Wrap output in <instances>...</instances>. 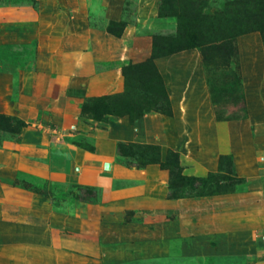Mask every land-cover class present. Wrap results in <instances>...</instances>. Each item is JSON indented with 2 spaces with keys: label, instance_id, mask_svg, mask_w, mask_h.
<instances>
[{
  "label": "rangeland",
  "instance_id": "374dc122",
  "mask_svg": "<svg viewBox=\"0 0 264 264\" xmlns=\"http://www.w3.org/2000/svg\"><path fill=\"white\" fill-rule=\"evenodd\" d=\"M160 4L178 0H0V114L26 123L0 129V264H264V41L166 53ZM110 142L80 182L74 151ZM117 143L177 168L128 167L140 148Z\"/></svg>",
  "mask_w": 264,
  "mask_h": 264
},
{
  "label": "trees",
  "instance_id": "16d2710c",
  "mask_svg": "<svg viewBox=\"0 0 264 264\" xmlns=\"http://www.w3.org/2000/svg\"><path fill=\"white\" fill-rule=\"evenodd\" d=\"M162 1L163 3H169V0ZM201 1L178 0L176 6L171 4H164L166 6H163V4L159 5L158 10L161 16H172L177 22V45L171 46L166 53L199 47L202 54H204V49L202 48L206 47V44H209V48H213L217 42H227L235 35L245 33V31L259 32L264 41V0H231L225 2L222 10H214L211 13L201 12L200 7L197 8L199 4L201 5ZM110 24L113 23L110 22ZM106 30L118 36L122 28L113 29L108 26ZM152 38L155 39L157 37L152 36ZM93 109L90 108V111L97 113L98 108L94 107ZM98 113L93 117L94 119L100 118ZM11 122L13 126H10ZM25 125L24 121L15 116L0 114V129L4 128L14 132L16 135L15 140L19 138L20 131ZM116 146L118 154H123L127 146L140 148L137 154L130 155L134 161L126 162L128 167L155 163L160 166L171 167L172 170L177 168L178 152L176 151L171 152L173 156L171 161L167 157V159L162 161L159 155L160 147L154 144L117 143ZM87 192L89 190H85V193Z\"/></svg>",
  "mask_w": 264,
  "mask_h": 264
},
{
  "label": "crops",
  "instance_id": "0c3cea01",
  "mask_svg": "<svg viewBox=\"0 0 264 264\" xmlns=\"http://www.w3.org/2000/svg\"><path fill=\"white\" fill-rule=\"evenodd\" d=\"M195 86L198 87V89L203 92H205L206 87L203 88L202 86H204L203 84H196ZM195 112L197 111V107L194 108ZM75 117H73L72 115L70 116H66V118H64V114L59 118L60 123H64V124H68L67 126H74V124L72 123V121L74 120ZM115 144L114 142H110V145H108V149H104V147H102L101 144H97L96 148L94 149V151H81L79 152L78 150L74 151V154H78V159H77V163L79 164L77 168L78 169V174H76V178L83 183H97L98 181H100L102 178H104V173L102 172V168L100 167V165H97L95 163H93L94 165H89L87 166V162L89 160H93L94 162L99 161L101 163V165H103V163L105 161L109 162V168L112 167V163L110 162L112 156H113V152H115L116 147L113 145ZM109 150V151H108ZM113 150V151H112ZM109 152V153H108ZM239 162V161H237ZM240 163V162H239ZM264 166V163L262 164ZM243 169V168H240ZM101 173V174H100ZM260 191L261 193H263L264 195V172L261 173L260 175ZM252 264H262V263H252Z\"/></svg>",
  "mask_w": 264,
  "mask_h": 264
},
{
  "label": "water",
  "instance_id": "95a60500",
  "mask_svg": "<svg viewBox=\"0 0 264 264\" xmlns=\"http://www.w3.org/2000/svg\"><path fill=\"white\" fill-rule=\"evenodd\" d=\"M103 168H104V169H108V168H109V162L105 161V162L103 163Z\"/></svg>",
  "mask_w": 264,
  "mask_h": 264
}]
</instances>
